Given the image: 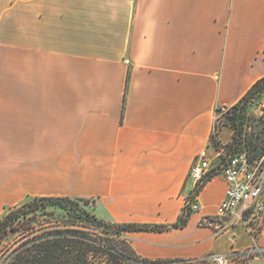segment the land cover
<instances>
[{
    "label": "crops",
    "instance_id": "obj_1",
    "mask_svg": "<svg viewBox=\"0 0 264 264\" xmlns=\"http://www.w3.org/2000/svg\"><path fill=\"white\" fill-rule=\"evenodd\" d=\"M263 76L264 0H0V216L35 195L88 198L107 221L165 227L124 233L141 257L256 245L248 264H264V218L253 238L216 215L220 174L173 226L195 159L220 161L212 134L233 138L218 109Z\"/></svg>",
    "mask_w": 264,
    "mask_h": 264
},
{
    "label": "trees",
    "instance_id": "obj_2",
    "mask_svg": "<svg viewBox=\"0 0 264 264\" xmlns=\"http://www.w3.org/2000/svg\"><path fill=\"white\" fill-rule=\"evenodd\" d=\"M263 92L264 76L258 79L236 104L227 109L228 122L225 125L231 126L234 130L232 141L227 144L228 152H246L251 159L260 158L258 157L261 155L260 152L252 155L248 149L241 151L239 147L243 141L244 125L249 117L248 106L253 104ZM215 135L216 133L212 134V140L220 149L222 144L216 139L217 136ZM47 208L51 210H47ZM40 209L47 211L46 215L52 216L56 221L52 222L53 226H42L37 231H34L35 226H31V223ZM57 209L64 210L68 217L65 214L63 217L57 214ZM190 215L191 213L183 209L179 220L173 226L185 225ZM28 218L29 220L26 222L27 224L23 225L22 230L23 233H26L25 235L31 232L32 236L20 242L19 246L14 249L12 257L5 264H94L95 261H99L101 264L185 263V260H151L141 257L132 248L125 236L122 237L126 239L129 245L124 244L122 246V248L124 247L123 249L112 248L111 242L121 246L119 242L121 240L117 237L121 236L122 232L147 229L161 230L165 227L150 224L123 223L115 224L113 226L114 229H111L112 226L98 219L95 214L80 203L79 199L67 196H42L18 208H10L0 219V242L9 230L14 231L17 229L15 226L17 220ZM77 222L80 225H74ZM89 225H95L100 230H88ZM98 256H104L106 260H97Z\"/></svg>",
    "mask_w": 264,
    "mask_h": 264
},
{
    "label": "built area",
    "instance_id": "obj_3",
    "mask_svg": "<svg viewBox=\"0 0 264 264\" xmlns=\"http://www.w3.org/2000/svg\"><path fill=\"white\" fill-rule=\"evenodd\" d=\"M215 133V132H214ZM220 161L212 165L204 152L200 153L190 169L193 185L184 209L189 213L200 210L199 192L203 185L220 174L226 181L225 196L217 209V216L229 218L231 223L242 222L249 226L253 238L259 232L264 218V156L251 159L246 152H228L220 147ZM208 223L209 218L202 221ZM257 227H254V224ZM261 250L256 246L235 250L227 254H210L202 258L186 259L183 264H248Z\"/></svg>",
    "mask_w": 264,
    "mask_h": 264
},
{
    "label": "rangeland",
    "instance_id": "obj_4",
    "mask_svg": "<svg viewBox=\"0 0 264 264\" xmlns=\"http://www.w3.org/2000/svg\"><path fill=\"white\" fill-rule=\"evenodd\" d=\"M248 114H249V117L247 118L246 124L244 125V130L242 133V140L243 141H242L239 148L241 151L248 149L249 153H251L252 155L257 153V152H260L261 155L258 157L262 158L264 156V92L262 93L261 96H258V98L255 100V102H253V104L248 106ZM258 119H261V120H258ZM227 122H228L227 109L219 110L217 112V118H216V129L222 128L223 126H225V124ZM229 131H230L229 129L225 130L224 134L226 133L227 135H229ZM216 139L218 140L217 137H216ZM231 141H232V139L225 144V146L227 148H228L227 144H229ZM195 161H196V159H195ZM187 181H189L192 184V182L190 180V172L188 173ZM190 195H191V193L186 196L184 207L187 203L188 198H190ZM50 196H65V195H50ZM38 197H42V196L35 195L32 198H28L27 200L20 202L19 204H17L14 207H6L4 213L0 216V219L6 214V212L9 211L10 208H12V209L18 208L20 206H23L25 203H27L29 201L35 200ZM67 197L75 198L72 196H67ZM76 199H79L80 203L83 206H85L88 210H90L93 214H95L94 208L96 205V200L88 199V198H79V197ZM47 210H51V209L47 208ZM56 211H57V214L62 215V217L64 214L68 217V214L64 210L57 209ZM46 214H47V211H43L41 209L37 212L35 219L32 220V223H31V226H33V225L35 226V228L33 229L34 231H37L42 226H47V225L53 226L52 222L56 221L55 218H53L50 215H46ZM98 219H101L105 223L112 226L111 229H114L113 226L115 224H118V223H114L111 221H107V220L102 219L100 217H98ZM28 220H29V218L25 219V220L24 219L17 220L15 223V226L17 229L14 231L9 230L7 235H5V237L0 242V264H5L6 261L12 257L14 249L17 246H19L21 241L26 240L28 237L32 236L31 232L29 234L25 235L26 233H23V230H22L23 225L27 224L26 222ZM252 223L254 224V222H252ZM40 224H44V225H40ZM74 225H80V223L77 222ZM257 226H258L257 224H254V227H257ZM101 228L104 229L103 227H101ZM88 230L98 231L100 229L95 225L94 226L89 225ZM115 230H117V229H115ZM122 236H125L124 232H122L121 236H119V237L115 236L121 240V241H119L121 243V246L117 243L115 244V243L111 242L110 245L112 246V248L121 249L124 244L129 245L128 242H126V239H124V237H122ZM97 260H106V259L104 256L103 257L98 256ZM94 264H101V262L95 261Z\"/></svg>",
    "mask_w": 264,
    "mask_h": 264
}]
</instances>
